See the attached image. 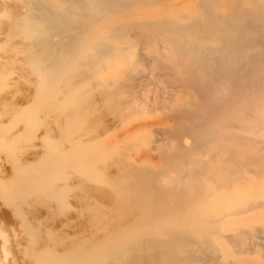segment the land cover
<instances>
[{"label":"bare ground","instance_id":"obj_1","mask_svg":"<svg viewBox=\"0 0 264 264\" xmlns=\"http://www.w3.org/2000/svg\"><path fill=\"white\" fill-rule=\"evenodd\" d=\"M9 117L0 264H264V0H0Z\"/></svg>","mask_w":264,"mask_h":264},{"label":"rangeland","instance_id":"obj_2","mask_svg":"<svg viewBox=\"0 0 264 264\" xmlns=\"http://www.w3.org/2000/svg\"><path fill=\"white\" fill-rule=\"evenodd\" d=\"M22 97H23L22 94H20L19 92H16L14 89L13 93H12V103L15 104L17 102H21ZM22 101H23V98H22ZM159 118H161V116H157V115L156 116H150L142 122L143 123L142 125L143 126L145 125V127L148 126V128H150V126L157 127L158 125L164 123L163 121H165V120H163L164 118H161V119H159ZM144 122H146V123H144ZM138 123L139 122H135L132 127H134ZM151 123L153 125H151ZM132 127L130 126V128H132ZM41 130H39L40 132L38 131V133H36V134H33V133L30 134L29 133L30 131L27 132V130L24 126H21L19 124H14L11 121L10 117L5 118L3 120H0V171L7 168L10 164L11 159H13V156L10 154V150H9L10 147H12V148L14 146L17 147V149H16L17 154L24 153L27 150H31L34 152L38 151L41 147L40 137L42 135L41 133H43V131H41ZM121 131H122V133H121ZM119 132L118 133L120 136L125 135L124 131L122 129H120ZM188 142H191V140L190 141L188 140ZM189 145H190V143H189ZM144 149L145 150L143 153L142 152L136 153L138 151L132 150L131 154L132 155L134 154L135 156L134 155L133 156L136 158H141L142 155L145 153L151 155L154 159L159 158V152L157 150H154V149L149 150V149H146V147H144ZM1 201H0V205L2 206ZM1 208H3V207H1ZM1 235H2V233L0 232V236Z\"/></svg>","mask_w":264,"mask_h":264}]
</instances>
